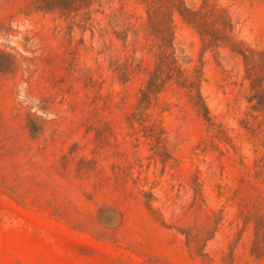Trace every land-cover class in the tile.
<instances>
[{"label":"rangeland","instance_id":"obj_1","mask_svg":"<svg viewBox=\"0 0 264 264\" xmlns=\"http://www.w3.org/2000/svg\"><path fill=\"white\" fill-rule=\"evenodd\" d=\"M187 2L216 19H175L211 120L176 84L139 105L142 0H0V264H264V109L238 51L264 67V0Z\"/></svg>","mask_w":264,"mask_h":264},{"label":"trees","instance_id":"obj_2","mask_svg":"<svg viewBox=\"0 0 264 264\" xmlns=\"http://www.w3.org/2000/svg\"><path fill=\"white\" fill-rule=\"evenodd\" d=\"M100 0H38V6L49 11L68 12L91 7ZM146 5V25L151 36L154 37L153 48L156 49V63L149 78L141 89L139 105L149 107L159 93L167 87L177 85L185 90L199 114L211 120L210 107L202 92V71L189 72L180 62L175 46V19L179 15L184 21L196 27L203 36L215 24L202 8L191 6L187 0H142ZM229 27H233L231 16L225 14ZM211 30V29H210ZM216 31L220 28L216 27ZM237 50L236 45L232 47ZM246 61V77L251 81L252 94L249 100L255 109H264V67L258 59H254L241 49ZM262 225L257 227L255 249L260 239ZM190 244V241H189Z\"/></svg>","mask_w":264,"mask_h":264}]
</instances>
